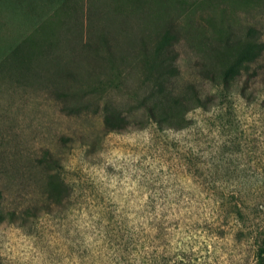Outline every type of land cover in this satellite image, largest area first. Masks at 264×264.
<instances>
[{
  "label": "rangeland",
  "instance_id": "obj_1",
  "mask_svg": "<svg viewBox=\"0 0 264 264\" xmlns=\"http://www.w3.org/2000/svg\"><path fill=\"white\" fill-rule=\"evenodd\" d=\"M249 26L264 40V0H0V60L31 38L56 41L65 68L100 71L94 97L73 101L53 75L0 73V264H264V56L245 89L249 74L227 89L201 74L219 33ZM167 28L174 87L209 103L180 128L136 109L131 61ZM107 100L129 129L106 131ZM77 102L89 108H63Z\"/></svg>",
  "mask_w": 264,
  "mask_h": 264
},
{
  "label": "trees",
  "instance_id": "obj_2",
  "mask_svg": "<svg viewBox=\"0 0 264 264\" xmlns=\"http://www.w3.org/2000/svg\"><path fill=\"white\" fill-rule=\"evenodd\" d=\"M177 40L178 34L172 28H167L158 34L152 43L141 39L140 52L131 61L138 69L141 80L140 88L145 92L137 102L136 109L143 111L148 120H153L160 126L173 128L184 126L186 115L193 108L207 107L209 104L196 91L193 83L189 84L184 91H178L174 87V80L180 75L179 55L175 47ZM58 46L56 41L40 46L31 38H26L0 60V73L21 83L45 79L50 74L56 78V82L50 83V86L58 98L73 101L80 99V96L84 94L94 97L93 95L100 88L96 81L100 77V71L93 69L85 74L84 71L63 67L61 55L56 53ZM263 56L264 40L257 27L249 26L244 32L226 30L223 34L219 33L213 40L208 50L210 64L205 63L206 65L202 66L201 74L205 79L215 85H222L225 89L232 86L244 74H249L242 86L245 89L251 78L259 77V73L255 71L252 73L251 70ZM106 57L109 62L116 59L114 54ZM95 58L99 62L104 60L101 52L98 51L95 52ZM42 64L50 65V72H41L40 65ZM59 79L67 82H80L81 87L73 90L62 84L60 87ZM85 79L87 84L83 85L82 81ZM88 79H90L89 82ZM89 105V103L85 105L77 102L72 103L70 107L67 103L63 108H73L79 112L84 107L89 108ZM103 114L106 131L123 132L129 129L131 120L114 100L105 101ZM2 198L3 192L0 190V200Z\"/></svg>",
  "mask_w": 264,
  "mask_h": 264
},
{
  "label": "clouds",
  "instance_id": "obj_3",
  "mask_svg": "<svg viewBox=\"0 0 264 264\" xmlns=\"http://www.w3.org/2000/svg\"><path fill=\"white\" fill-rule=\"evenodd\" d=\"M197 111H199V109ZM191 117H192V113L190 112V113L187 114V118H191ZM144 138H145V140H147L149 138L147 131L144 132ZM115 155L119 156L120 154L116 153ZM113 186H115V185H113Z\"/></svg>",
  "mask_w": 264,
  "mask_h": 264
}]
</instances>
